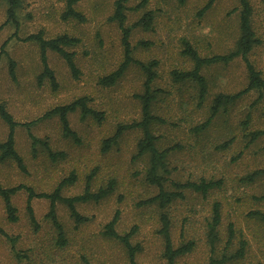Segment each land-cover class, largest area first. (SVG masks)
Masks as SVG:
<instances>
[{"label":"rangeland","instance_id":"rangeland-1","mask_svg":"<svg viewBox=\"0 0 264 264\" xmlns=\"http://www.w3.org/2000/svg\"><path fill=\"white\" fill-rule=\"evenodd\" d=\"M207 0H128L126 24L131 25L145 12L153 14L149 29L135 27L130 36L132 57L143 63L157 61L152 89L156 99L152 113L162 119L151 127L159 149L177 145L167 156L168 177L173 181L219 180L221 186L202 195L183 189V198L173 200L166 208L140 202L158 192L146 180L148 155L136 157L140 129H128L109 151L101 150L102 140L113 134L118 124L131 123L141 117V103L136 97L144 90L145 74L131 63L112 85L100 78L114 71L123 60L121 32L109 19L114 0H79L75 7L85 19H64L65 0H19L17 25L7 23L0 28V103L17 122H30V133L47 141L51 150L64 156L51 160L45 148L31 146L27 128L16 126L15 148L23 159L25 171L12 161L0 162V183L3 186L23 184L36 192H51L70 173L75 181L62 188L63 196L83 192L86 178L92 174L89 190L95 191L108 180L114 181L112 193L98 202L77 203L76 210L86 217L76 223L68 207L56 204V215L63 229L64 243L46 216L49 200L36 197L31 201L35 224L26 211V192L12 196L17 220L9 221L0 197V227L13 239L0 233V264H129L126 249L112 238L101 234L103 226L118 212L115 228L124 233L134 227L131 237L138 244L136 264H168L163 255L164 242L158 233L160 214L170 220V237L174 246L193 241V249L174 264H209L220 257L233 228L227 253H234L240 241L246 242L244 254L223 264H264V222L251 212H264V174L253 179L247 176L264 168V135L251 140L250 132L264 129V92L252 89L234 102L221 107L211 117L210 106L218 93L233 94L245 88L248 74L245 62L237 57L228 63H213L202 69L208 92L198 100L194 82H174L171 71L189 69L192 62L182 52L185 43L201 56L230 51L238 37V0H215L203 13ZM252 27L259 42L247 54L264 81V5L262 0H249ZM139 5L137 8L135 6ZM6 0H0V25L6 19ZM41 31L45 38L66 33L79 41L68 47L75 53L80 73L72 77L64 59L48 50L47 64L52 69L56 87L44 78L39 46L24 37ZM1 51V48H0ZM15 62L14 78L9 74V61ZM88 98V106L103 113L98 122L91 115L82 118L79 111L69 113L68 121L78 142L64 137L57 116L42 114L79 97ZM39 118V119H38ZM7 125L0 118V142L7 136ZM165 189H172L166 183ZM220 204L221 220L218 241L211 248L207 222L212 203Z\"/></svg>","mask_w":264,"mask_h":264},{"label":"trees","instance_id":"trees-1","mask_svg":"<svg viewBox=\"0 0 264 264\" xmlns=\"http://www.w3.org/2000/svg\"><path fill=\"white\" fill-rule=\"evenodd\" d=\"M79 0H65V9L62 12V17L75 18L79 21H83L85 17L78 11L75 7ZM215 0H207L203 7L200 9V13L205 12ZM128 0H114L112 14L109 19L115 21L121 32V44L123 48V60L118 65V67L110 72L108 75L100 78V82L104 85L114 84L125 72L127 67L131 63H135L141 67L145 74L144 80V90L141 94H137L136 97L141 103V117L139 120L132 121L131 123L118 124L110 136L102 140L101 150L103 152L109 151V149L117 145L120 136L128 129H140L141 137L136 143V157H141L145 154L148 155V167L146 170V180L155 185L158 188V192L151 197H148L140 202V205H151L156 204L159 208H166L173 200L177 198H183V189H191L195 192H199L202 195L207 194L210 190L218 188L221 186V181L216 180H205L203 178L198 181L186 180L184 182L173 181L169 179V169L167 166V156L177 145L165 147L159 149L156 146L157 137L152 132V125L155 121H162L159 117L152 113V105L156 99V89H152V82L156 78V73L154 67L157 66V61L152 60L148 63H143L135 60L132 57V47L130 44L131 32L135 27H141L143 29H149L152 21L153 14L150 11L145 12L138 20H136L131 25L126 24V3ZM179 3H184L185 0H178ZM239 2V24H238V37L235 41L233 48L224 54H215L211 56H201L199 52L192 46L185 43L183 49L184 55L189 57L192 62V67L189 69L182 70H172L171 77L174 82H184L191 81L197 86L198 100L202 102L208 92L207 81L202 74V69L205 66L211 65L213 63H228L231 60L241 57L247 69L248 82L242 90L233 94L218 93L214 96L211 106H210V116L203 123V127H206L211 119L221 107L234 102L244 93L252 89H258L264 92V81L260 76V72L256 70L252 63L248 60L247 54L256 45L259 40L255 36L254 29L252 27V14L253 8L249 0H238ZM264 5V0H262ZM6 19L0 28L7 24L12 23L17 25L16 10L19 6V0H6ZM139 5L135 6L137 8ZM8 40V39H7ZM5 40L1 45L0 54L3 53L4 46L7 42ZM26 41H35L39 46L40 60L42 63V71L38 75V80L42 81L46 78L53 88L56 87V80L52 69L47 64L46 53L48 50L56 52L60 55L66 65L68 66L72 77L78 78L79 69L76 66L74 57V51L68 49V47L75 45L79 39L77 37L70 36L66 33L56 35L54 37L45 38L41 31L32 33L23 38ZM14 68L15 62L13 60L9 61V74L14 78ZM79 111L82 118L91 115L98 122L103 119V113L97 111L88 106V98L85 96L79 97L69 103L55 106L47 111H45L40 119L50 118L57 116L58 121L61 126L62 134L64 137L71 138L78 142L77 134L71 129L68 121L69 113ZM0 118L7 125L8 132L5 140L0 142V162L12 161L21 170L25 171V165L20 154L15 148L14 140V130L16 126H24L27 128L28 135L31 139V146L35 148L37 144L42 145L48 153V157L51 160H57L62 158L64 153L62 151H52L49 144L45 140H41L30 133L29 127L37 119L30 122H17L13 119L12 115L7 111L3 103H0ZM39 119V118H38ZM261 135H264V129L253 130L250 132L251 140H255ZM264 174V168L257 169L247 176L248 179H253L254 177ZM92 174L88 175L86 178V186L82 193L73 196H63L61 190L64 186L72 184L75 181V174L72 172L68 177L63 178L51 192H36L33 188L19 184L15 186H3L0 183V197L3 201L7 219L9 221H16V207L12 203V196L16 194L19 190L24 189L26 192V211L28 213L29 219L35 224V218L33 214V209L31 201L36 197H44L49 200V209L46 216L50 219L53 226L57 230L58 240L60 243H64L63 229L56 215V204L58 202L64 203L69 211L70 215L74 218L76 223H83L86 221V217L79 214L76 210L77 203H84L88 201L98 202L102 198L106 197L112 193L114 188V181L112 179L108 180L104 185L98 187L95 191L89 190V183ZM166 183H169L172 189H165ZM251 214L259 220L264 222V212L262 211H252ZM118 212H115L113 217L105 223L101 234L105 237L115 239L119 241L123 247L126 249L129 264H136L135 257L137 252L140 250L138 244H133L131 242V237L135 232L134 227L129 231L124 233L117 232L115 225L117 223ZM160 228L158 233L162 236L164 242L163 255L167 260L168 264H174L177 257L189 253L194 246L193 241L189 240L174 246L170 237V220L166 213H161L160 217ZM221 214H220V204L215 201L212 203L211 216L207 222L206 236L207 240L214 249L215 244L218 241V226L220 224ZM0 233L5 235L11 242L13 239L10 238L0 227ZM233 235V228L230 224L228 226V238L226 240V245L224 250L221 252L220 257L211 258L209 264H223L231 259L240 258L243 256L244 248L246 242L240 241L238 249L234 253H227V247L231 244V239Z\"/></svg>","mask_w":264,"mask_h":264}]
</instances>
